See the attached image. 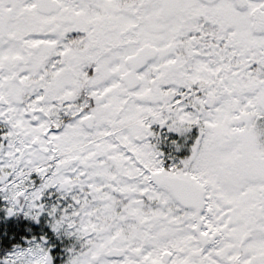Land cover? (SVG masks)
Masks as SVG:
<instances>
[{
	"label": "snow or ice",
	"instance_id": "1",
	"mask_svg": "<svg viewBox=\"0 0 264 264\" xmlns=\"http://www.w3.org/2000/svg\"><path fill=\"white\" fill-rule=\"evenodd\" d=\"M0 264H264V0H0Z\"/></svg>",
	"mask_w": 264,
	"mask_h": 264
}]
</instances>
